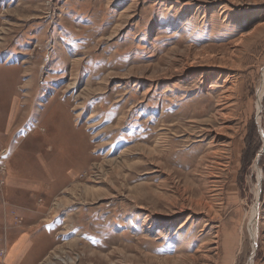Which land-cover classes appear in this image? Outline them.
<instances>
[{
    "label": "rangeland",
    "instance_id": "obj_1",
    "mask_svg": "<svg viewBox=\"0 0 264 264\" xmlns=\"http://www.w3.org/2000/svg\"><path fill=\"white\" fill-rule=\"evenodd\" d=\"M18 94L52 152L19 264H264V0H0Z\"/></svg>",
    "mask_w": 264,
    "mask_h": 264
},
{
    "label": "crops",
    "instance_id": "obj_2",
    "mask_svg": "<svg viewBox=\"0 0 264 264\" xmlns=\"http://www.w3.org/2000/svg\"><path fill=\"white\" fill-rule=\"evenodd\" d=\"M15 86L16 89L22 88L20 93H26L29 98L31 93L32 96L36 93L32 88L29 93V88H23L18 82ZM27 96L20 94L11 96L7 106L0 110V130L6 140L14 144L10 156L4 162V170L8 171L4 187L6 196L0 195V246L5 248L6 245L8 248L9 256L6 262L10 264L24 263L34 251L33 247L37 241L34 237L42 225L36 223V212L29 207L30 200L35 202L31 190L45 181L48 182L51 173L49 161L51 148L46 150L40 147L41 150L29 148L30 144L27 142L35 134L34 127L33 130L27 128L24 131L20 130L31 119L34 109ZM18 132L22 134L20 138L16 136ZM36 138L37 135L33 139ZM36 174H42V178ZM6 190L9 193L13 191L16 197H13L14 194L6 193ZM32 261L37 262L38 259Z\"/></svg>",
    "mask_w": 264,
    "mask_h": 264
},
{
    "label": "built area",
    "instance_id": "obj_3",
    "mask_svg": "<svg viewBox=\"0 0 264 264\" xmlns=\"http://www.w3.org/2000/svg\"><path fill=\"white\" fill-rule=\"evenodd\" d=\"M10 156V148L9 146H3L0 143V173L4 172V162L8 159V157ZM3 184V181L0 180V185ZM4 253V249L0 248V255H2Z\"/></svg>",
    "mask_w": 264,
    "mask_h": 264
},
{
    "label": "bare ground",
    "instance_id": "obj_4",
    "mask_svg": "<svg viewBox=\"0 0 264 264\" xmlns=\"http://www.w3.org/2000/svg\"><path fill=\"white\" fill-rule=\"evenodd\" d=\"M251 235H252V237H253V236H254V233L252 232Z\"/></svg>",
    "mask_w": 264,
    "mask_h": 264
}]
</instances>
